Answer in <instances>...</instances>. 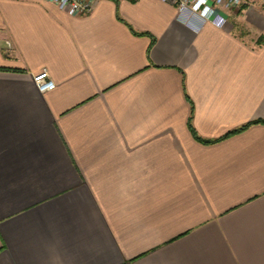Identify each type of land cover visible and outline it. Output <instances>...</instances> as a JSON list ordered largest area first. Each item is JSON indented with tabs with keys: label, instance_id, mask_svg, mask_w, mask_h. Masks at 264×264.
Returning <instances> with one entry per match:
<instances>
[{
	"label": "crops",
	"instance_id": "1",
	"mask_svg": "<svg viewBox=\"0 0 264 264\" xmlns=\"http://www.w3.org/2000/svg\"><path fill=\"white\" fill-rule=\"evenodd\" d=\"M226 17L0 0V264H264V0Z\"/></svg>",
	"mask_w": 264,
	"mask_h": 264
},
{
	"label": "built area",
	"instance_id": "2",
	"mask_svg": "<svg viewBox=\"0 0 264 264\" xmlns=\"http://www.w3.org/2000/svg\"><path fill=\"white\" fill-rule=\"evenodd\" d=\"M56 5L70 16H83L93 12L97 0H45ZM176 9V21L193 32L199 33L206 25L223 28L226 13L241 9L247 0H159ZM40 93L55 89V82L47 70L33 76Z\"/></svg>",
	"mask_w": 264,
	"mask_h": 264
},
{
	"label": "trees",
	"instance_id": "3",
	"mask_svg": "<svg viewBox=\"0 0 264 264\" xmlns=\"http://www.w3.org/2000/svg\"><path fill=\"white\" fill-rule=\"evenodd\" d=\"M190 128H191L192 134L194 135V137H195L198 141L203 142V143H206V144L210 143L209 141H204V140L200 139V138L196 135L195 131L193 130V128H192L191 126H190Z\"/></svg>",
	"mask_w": 264,
	"mask_h": 264
}]
</instances>
